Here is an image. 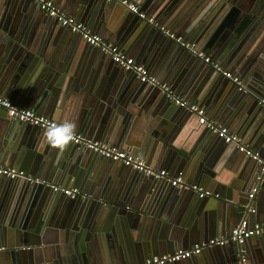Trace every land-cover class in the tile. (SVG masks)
<instances>
[{
  "label": "water",
  "instance_id": "95a60500",
  "mask_svg": "<svg viewBox=\"0 0 264 264\" xmlns=\"http://www.w3.org/2000/svg\"><path fill=\"white\" fill-rule=\"evenodd\" d=\"M70 1L81 3L87 12L98 18V22H101L104 29L106 27L112 29L113 26L116 28L117 22L119 21L118 24H120L121 20L122 24L119 25L121 29L117 28L118 35L125 30L141 31L145 38L146 52L159 50L161 57L165 58L170 66L183 65L181 69L185 72L179 76L182 80L179 90L191 100H196L205 90H211L215 85L218 92L229 96L232 90H229L228 85L232 82L233 87L240 93L249 96L244 106L236 113L233 121L234 130L238 131L241 127L240 133L249 140H264V108L262 105L257 106L255 101L257 95L251 94L253 89L260 90L264 94L263 73L249 62H242L239 52L238 56L234 55L233 61L243 74L241 84L244 88L241 90L235 82L210 63L165 35L162 31L163 27L140 18L115 0ZM251 1L215 0L216 3L212 7L215 13L206 21V28L220 23L219 28L229 29V22L233 16L230 11H236L240 19L242 14L249 12L252 6H255L252 13L255 12L261 19V27L256 32L260 34L264 26V8L260 9V1L253 0L254 5H251ZM58 24L56 18L45 13L36 14V16L32 13L19 27L7 28L0 24V86L8 80L6 86L1 87L2 92L11 96L13 100L17 98L20 101L22 97V104L34 108L33 110L39 114L53 115L59 99L69 98L75 103L71 117L78 131L124 147L131 140L135 154L147 156L148 152L159 144H171L173 137L171 134L162 136L158 134V129H155L157 116L185 113L186 108L169 100L158 87L141 82L134 72L122 67L123 74L112 75L114 84L109 85L106 92L102 91L101 84L97 83L101 75H79L77 62L80 59L95 60L99 63V71L104 68L107 71L110 70L112 62L106 60L105 56L100 54L97 56L98 47L89 43L83 45L76 42L81 40L76 33L74 35L80 40L72 42L67 54L63 55L60 61L57 60L50 54L45 44V36L54 37L57 33L54 25ZM61 27L69 30L67 27ZM197 37L201 38L199 42L204 40L203 35ZM225 39H221L222 44ZM221 42L219 40L213 44L212 40L206 43L203 41L204 49L218 55L222 47L221 45L218 48ZM224 45L227 49L231 46L229 42H225ZM87 47H91L92 50ZM227 49L222 53H228ZM260 68L263 67L260 66ZM211 83L215 85L209 86ZM258 84H262L260 89ZM144 85L151 89H146V96L137 102L135 108L130 107L127 102L130 101L132 94L144 89L142 88L145 87ZM110 88L113 89L109 91ZM121 88H123L121 93H118ZM228 91L230 92L227 93ZM125 109L132 111L126 117ZM136 112L144 114L148 122L143 123L139 132L126 140L132 123L129 117ZM122 114L124 117L121 118ZM44 131L45 129L38 126L12 119L8 117L6 110L0 109V162L20 166L21 163L27 164L29 158L35 156L36 159L38 157L37 162L40 161L38 166L45 170L43 172L59 170L66 178L65 184L79 186L91 192L95 190L102 196L71 198L53 191L47 185L0 175V244L6 247L0 252V255L5 254L0 256V264H132V262H140L139 260L148 252L159 251L161 247L175 248L176 244L199 242L205 236H209L207 234L223 233L233 217L241 218L246 214H252L249 213L250 206L256 210L254 201L247 197L248 193L245 195L249 184L248 176L242 177V180L233 186L235 190L233 197L221 196L217 199L219 197L197 198L195 196L196 198H191L195 193L189 189L181 190L169 182L166 188H160L163 186L161 183H164V179L145 176L93 150L81 149L70 141L62 150L50 146L40 147ZM213 134L218 137L215 133ZM208 137L206 136V139ZM221 141L224 142L223 139ZM248 159L258 164L254 185L257 183L261 164L253 158L248 157ZM214 161L216 159L210 158L208 154L183 152L176 158L175 163L194 181L212 186L215 183L216 175L214 174L219 171V168L215 171L211 170L215 164ZM101 164L105 166L119 164L120 168L111 169L109 176L101 178L104 184H100L99 187H96L94 183L89 185V179L94 175L93 171ZM219 164L222 163L216 162V165ZM259 187L264 188V177ZM179 191L186 192L188 195L181 196ZM133 193L141 196L146 194L149 199L151 198L150 213L155 216H167L174 220L179 226L177 227L178 235L157 234L152 238L146 236L142 230L143 216L137 213L134 215L127 208L130 207L128 202ZM153 194L155 199L152 197ZM195 195L198 196V194ZM156 199L160 200L158 204ZM210 199H214L215 202ZM103 200L105 202L111 200L115 207L106 209V212L101 209L102 213L100 212L101 217H99L103 222L93 225L89 219L90 216H85L83 213L87 208L100 206L104 203ZM61 209L65 214L61 217L64 232L61 243L56 246L57 249L49 254L52 250L40 248L43 244L40 233L48 224L51 214ZM262 209L264 210V206L260 207V210ZM34 213L35 216L37 214L39 224L33 218ZM258 237L264 239V233ZM100 239L103 242L100 243ZM28 243L34 244L37 248L26 249L23 245ZM101 246H105L104 249ZM226 246L227 244L213 247L222 249ZM214 256L213 264H236L239 246L233 243L230 248L218 250ZM2 258L6 261H2ZM189 259L191 258L183 261ZM261 260L264 264V247Z\"/></svg>",
  "mask_w": 264,
  "mask_h": 264
},
{
  "label": "crops",
  "instance_id": "0c3cea01",
  "mask_svg": "<svg viewBox=\"0 0 264 264\" xmlns=\"http://www.w3.org/2000/svg\"><path fill=\"white\" fill-rule=\"evenodd\" d=\"M58 7H60L61 10H63L66 14L76 18L78 21H81L85 24H87L96 34L100 35L104 39L112 42L116 46L120 48L121 51L126 53L127 55L133 57L136 62L144 64L149 72L156 76L160 81L167 83L178 95L184 97L186 100H188L190 103H198L202 107L205 108V113L207 119L214 121L218 124H222L230 129L231 132H234L238 134L243 141L251 147L255 151H259L264 155V140H249L246 138V136H243L241 134V127L239 128V132L234 130V118H236V113L239 110V108L244 106V102H246L247 95H244L240 93L235 87H233V83H229L228 87L229 90H232V93L229 96H226L225 94H222V92H218L216 89V85L212 84L209 85L211 87L214 86L211 90H205V92L196 100H191L186 96L181 90H179L182 80L179 79V76L181 75L183 69V65L176 64L174 67L170 66L168 61L165 60V58L161 57V52L159 53V50H154L152 52H146L144 45H145V38L141 31L132 30V32H128V30L123 31L118 35L117 28H120L119 21L116 24V28L114 26L112 29H109L106 27V29L103 28L101 25V22H98V18H95V16L87 12L86 9L83 7L81 3H75L70 0H53ZM136 4H138L148 16L153 17L155 19L156 25L160 27H165L167 29H170L172 32L176 33L177 35L182 36L187 42L193 43L196 45L197 49L204 52L206 56H209L213 62L219 63L222 67H224L226 70L231 71L233 74L238 75L240 79H243V74L238 70L236 67L237 65L234 64V55L238 56L242 62H249L250 64L254 65L256 68H258L263 74L262 77H264V26L260 30V34H257V29L261 27V19H259V15L257 16L256 13H252V11L255 10V6H252L253 8L249 10V12L242 14V16L239 19V15L236 13V11H230L233 16L229 22V26L227 29L219 28V24L214 25L212 24L208 29L205 26V23L207 20H209L210 17L214 16L213 14L215 11H212V7L215 5V0H132ZM260 1V9L262 7L264 8V0H256ZM119 3L118 1H116ZM120 4V3H119ZM251 5H254V1H251ZM209 6V7H208ZM208 7V9H207ZM203 9V10H202ZM206 9V10H205ZM259 9V10H260ZM34 14H40L43 15L44 12L40 10L38 5L31 0H0V24L5 25L7 28H13L14 26L19 27L22 23H24V20L27 19L30 15ZM211 13V14H210ZM210 14V15H209ZM92 16H94V19ZM238 16V17H235ZM145 20V19H144ZM147 21V20H146ZM203 25V26H202ZM246 25V26H244ZM264 25V23H263ZM57 29V33L52 38L45 36V44L50 52V54L55 57L57 60H61L62 56L67 54V52L70 50L72 42H75L78 37L74 35L75 33L62 28L61 24L59 23L57 26L54 25ZM116 30V31H115ZM208 30V31H207ZM227 31V32H226ZM207 32V33H206ZM257 34V35H256ZM204 36V40L199 42V39L197 36ZM206 35V37H205ZM80 36V35H79ZM228 36V37H227ZM81 37V36H80ZM226 38L223 40V42H229L231 46L229 49L222 44L221 39ZM197 39V40H196ZM80 40V39H78ZM212 40V43L217 42L220 40L221 44L218 46V48L221 47L219 56L215 54V52H211L204 49V43L209 42ZM47 41V42H46ZM78 43H82L83 45L87 44L84 39L80 41H76ZM86 42V43H85ZM89 50H92L91 47H87ZM228 53H222V51L226 50ZM97 56L99 54L101 56H105L106 60L108 59L109 62L112 64L110 67V70L107 71V69H103L102 71L98 70L99 63L95 60H84L80 59L77 62V65H79L78 73L79 75H101L97 83L101 84L102 91L106 92L107 87L110 85L112 86L114 84L112 75H120L123 74V70L119 65L114 63L112 59L104 54L100 49H98ZM237 52V53H236ZM221 53V54H220ZM217 56H215V55ZM204 60V59H203ZM263 67V68H260ZM100 67V66H99ZM180 80V81H179ZM1 81V80H0ZM179 81V82H178ZM6 83L8 82L5 81ZM6 83H3L0 86V96L6 97L18 105L22 107H27L30 109H34L29 106H25L22 104L21 100L22 97H20V101L17 100V98H10L11 96L5 95L4 92H2L1 87L4 88L6 86ZM140 84V82L138 83ZM217 84V82H216ZM259 88H261L258 84ZM142 87L144 89H141V91H136L132 94L131 98L128 101L129 94L127 95V103L130 107L135 108L134 106H137V102L141 101L143 97L146 95V89L151 87ZM208 86V87H209ZM232 87V88H231ZM251 89V86H249ZM113 88H110L112 90ZM123 88L120 89L118 93H121ZM228 91L227 93H229ZM254 93L257 96H255V101L257 106L262 105L264 108V94L260 92V90H252L251 94ZM19 97V95H18ZM254 97V96H253ZM71 99V98H70ZM201 99V100H200ZM23 101V100H22ZM75 103L72 100H69V98H61L59 99V103L55 107V112L53 115L42 113L40 115H46L54 120L61 122L63 120H71L73 116ZM35 111V110H33ZM36 112V111H35ZM131 109H125V117L131 113ZM185 113L179 112L176 115L171 114L168 115H159L157 116L156 122H155V129H158V134L162 136H167L168 134H171L172 140L171 144L164 145L163 143L159 144L156 148L150 150L148 152L147 156H143L142 154H135L132 150L131 140L129 141V144L127 146H119L117 144H111L118 146L122 149H125L129 151L130 153H133L134 155H138L142 158H144L149 165L156 169H164L166 170L170 175H183L184 179L188 183L198 184L205 189H208L213 192V196H215L217 199H220L221 196L224 197H233V194L235 192L234 185H237V182L242 180L241 178L245 176L247 179H249V184L246 188L245 195L252 191L253 181L254 177L258 171V164L254 161H250L248 159V156L242 154L240 151H238L233 145H229L218 137H216L210 130L208 131L207 127H204L200 124L197 116L192 113L191 111L185 109ZM39 114V113H38ZM124 117V114L121 115V118ZM130 120V129H128V133L126 136V140L130 137L135 135L139 130L142 128L143 123L148 122L147 117L144 114H141L140 112H136V114H132L129 117ZM129 127V126H128ZM77 133H80L88 138L100 140L102 142L108 143L103 139L96 138L95 136H89L88 134H83L82 132L78 131L75 128V131ZM211 134V135H209ZM206 136H209L208 139H206ZM217 139V140H215ZM110 144V143H108ZM185 152L186 154H190V152L193 153H202L203 155L208 154L210 158H215L216 161L214 166L211 168L212 171H215L216 168H219V171L214 174L215 176V183L212 186H208L211 184H204L201 182H196L193 180L192 177L188 176V174L179 168L178 164L175 163V160L177 157L181 156V154ZM141 153V152H140ZM38 159V157H37ZM36 157H30L27 164H20V166H13L11 164H6L3 162H0V165L8 166L17 170L25 171L31 175L38 176L42 179L47 180L48 182L52 184H58L62 185L64 187L68 188H79L87 197H93L96 195H100L99 192H96L93 190L87 191L85 188L79 187V186H69L65 184L66 178H64V175L61 174V172L58 170H50L49 173H45L42 170L41 167L38 166ZM233 160V161H231ZM220 162L221 165H216ZM244 162V165H243ZM121 164V163H119ZM119 164H112V165H104L101 164L93 171L94 175H92L91 179H89V185L93 184L96 187H99L100 184H104V181L101 180L103 177L109 176L110 172H112L111 169L117 168L119 169ZM124 166V165H123ZM247 166V167H246ZM164 183H161L163 186H160V188H166L168 186V181L163 180ZM162 191V189H160ZM109 189V188H108ZM181 190H185L183 188H179ZM110 190V189H109ZM179 194L181 196L188 195L186 192L179 191ZM196 194V193H195ZM193 195L191 198H201L197 195ZM62 198H66L62 195ZM102 196V194L100 195ZM106 197L105 195H103ZM196 196V197H195ZM132 198L129 200L128 204L130 207L129 211L131 210L133 214L135 215L140 214L143 216V232L146 236L149 238H152L153 236L158 235H167V236H176L178 235V224L175 223L174 220H171V218L167 216H155L152 215L150 212L152 211V202H150L151 198L149 199L146 194H143L142 196L139 194L135 195L134 193L131 196ZM154 199V194L152 196ZM246 197V196H245ZM212 198V197H210ZM66 200V199H65ZM156 204H158L159 199H156ZM213 202H215L214 199H210ZM113 201V199H112ZM112 201L108 200L105 202L103 200V204L98 205V207L93 208H87L84 211L85 216H90V221L93 225L99 224L103 222L101 217V209L105 212L109 208H114L115 205L112 203ZM254 204L256 205V210L254 213L247 215L251 223H263L264 222V210H260V207L264 206V188L261 187L258 192L256 193L255 197L253 198ZM106 203V204H105ZM107 209V210H106ZM211 211V210H210ZM101 212V213H100ZM33 218L35 219V222L39 224V220H37V214L35 216V213L33 214ZM48 224L44 226L45 228L40 233V238L43 244L40 247L41 249H49L52 250L49 254H52L54 250H56V246L60 244L61 238L64 232L63 226H62V220L61 217H64V210H57L53 214H51ZM60 216V217H59ZM100 216V217H99ZM239 217L235 218L233 217L230 221V224L228 228L223 233L218 234H207L209 236H205L200 240L199 242H189L187 244H176L175 248L169 247L164 248L161 247L159 251L156 252H148L141 260V263L146 258L153 256V255H162L165 253H170L172 251H175L179 248H188L191 247L197 243H201L203 241H206L211 238H217V237H228L232 231V229L243 219L245 218ZM178 227V228H177ZM103 242L102 239H100V243ZM233 243L229 242L227 243L226 247L223 248H230ZM2 246V244H0ZM24 247H31L32 249H36L37 246L34 244H25ZM247 255H248V264H263L261 257H263V247H264V239L262 237H251L246 241V244L244 245ZM105 246H101L102 249H104ZM222 248V249H223ZM158 249V248H157ZM221 247H209L205 248L202 253L199 255L191 257L189 260L181 261L177 264H213V260L215 258V253L218 252V250H222ZM217 250V251H216ZM33 251V250H32ZM104 251V250H103ZM47 253V252H46ZM0 256H5L0 255ZM1 258V257H0ZM2 261H6V259L2 258ZM1 263V262H0ZM133 263L132 264H136ZM130 264V263H129Z\"/></svg>",
  "mask_w": 264,
  "mask_h": 264
},
{
  "label": "built area",
  "instance_id": "2783aa9c",
  "mask_svg": "<svg viewBox=\"0 0 264 264\" xmlns=\"http://www.w3.org/2000/svg\"><path fill=\"white\" fill-rule=\"evenodd\" d=\"M33 1L46 15L56 18L62 26L67 27L73 33L79 34L90 45L98 47L104 54L108 55L114 63L124 68L125 70L134 72L141 82L158 87L169 100L194 113L198 117L201 125L207 127L218 137L223 139L225 143L233 145L238 151L244 153L250 158L257 160L261 164V167L259 174L257 175V183L253 185L252 191L249 193V199L253 201V198L258 192L260 188L259 186L264 177V155L262 153H260L259 151H255L251 147H249L238 134L231 132L228 127L207 119L204 107H202L198 103H190L184 97L178 95L167 83L160 81L156 76L152 75L144 64L136 62L133 57L121 51L118 46L96 34L87 24L78 21L76 18L66 14L63 10L60 9V7L56 5L53 0ZM115 1H118L121 5L125 6L130 11L136 13L140 18L145 19L152 24L155 23V19L148 16L143 10H141L140 6L132 0ZM162 31L165 35L174 39L181 46L192 51L194 54H197L198 56L203 58L205 62L210 63L223 75L230 78L238 85V89L241 90L244 88L238 75L233 74L229 70L223 69L219 63L213 62L209 56H206L202 51L198 50L195 44L187 42L182 36L177 35L170 29H167L165 27L162 28ZM0 109L6 110L8 117L14 120L26 122L43 129H46L53 123H59L49 116L40 115L32 109L22 107L14 101L3 96H0ZM70 142L76 144L81 149L93 150L101 154L105 158L120 162L127 167L137 170L139 173L145 176L154 177L155 179H164L167 180L172 186L189 189L198 194V196L201 198L213 196L212 191L205 189L198 184L188 183L184 179L183 175L173 176L164 169H156L149 165L144 158L138 155H134L133 153H130L129 151L118 146L111 145L100 140L88 138L77 132H74ZM0 175H4L11 179H20L30 183L47 185L50 186L53 191L63 193L64 195L71 198L86 195L79 188H68L62 185L52 184L38 176H34L25 171L17 170L4 165H0ZM254 212L255 208L250 206L249 213ZM247 215L249 214H246V217L243 218L232 229V232L228 237L211 238L188 248H179L170 253L153 255L146 258L143 262L136 264L177 263L183 261L184 259L199 255L205 248L213 246H224L229 242H233L239 246V257L236 264H248V255L246 249L244 248V244L249 238L256 237L264 233V222L251 223ZM25 248L29 249L31 247ZM5 249V246H0V252L4 251Z\"/></svg>",
  "mask_w": 264,
  "mask_h": 264
},
{
  "label": "clouds",
  "instance_id": "9594fccd",
  "mask_svg": "<svg viewBox=\"0 0 264 264\" xmlns=\"http://www.w3.org/2000/svg\"><path fill=\"white\" fill-rule=\"evenodd\" d=\"M75 128V123L67 119L49 125L42 134L40 147L50 146L62 150L72 139Z\"/></svg>",
  "mask_w": 264,
  "mask_h": 264
}]
</instances>
